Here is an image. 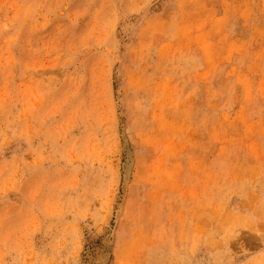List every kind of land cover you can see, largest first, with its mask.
<instances>
[{"label": "rangeland", "instance_id": "374dc122", "mask_svg": "<svg viewBox=\"0 0 264 264\" xmlns=\"http://www.w3.org/2000/svg\"><path fill=\"white\" fill-rule=\"evenodd\" d=\"M0 264H264V0H0Z\"/></svg>", "mask_w": 264, "mask_h": 264}]
</instances>
